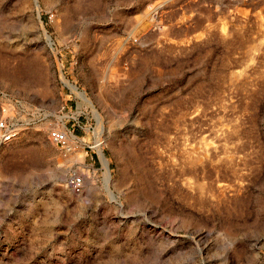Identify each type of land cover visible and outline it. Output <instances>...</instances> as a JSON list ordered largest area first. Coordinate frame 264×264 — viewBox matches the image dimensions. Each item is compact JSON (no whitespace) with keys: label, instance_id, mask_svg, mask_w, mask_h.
I'll return each mask as SVG.
<instances>
[{"label":"rangeland","instance_id":"374dc122","mask_svg":"<svg viewBox=\"0 0 264 264\" xmlns=\"http://www.w3.org/2000/svg\"><path fill=\"white\" fill-rule=\"evenodd\" d=\"M7 110L0 264H264V0H0Z\"/></svg>","mask_w":264,"mask_h":264},{"label":"built area","instance_id":"2783aa9c","mask_svg":"<svg viewBox=\"0 0 264 264\" xmlns=\"http://www.w3.org/2000/svg\"><path fill=\"white\" fill-rule=\"evenodd\" d=\"M8 111V110H7ZM6 111L4 110L3 113ZM20 128L15 121V118L9 114L4 115L0 119V146L14 143L20 137ZM72 138L78 140V136L71 134L68 131H61L59 129L49 130V139L63 151L71 150L76 147V143ZM67 186L76 194H81L85 187L84 177L78 171H72Z\"/></svg>","mask_w":264,"mask_h":264},{"label":"bare ground","instance_id":"6f19581e","mask_svg":"<svg viewBox=\"0 0 264 264\" xmlns=\"http://www.w3.org/2000/svg\"><path fill=\"white\" fill-rule=\"evenodd\" d=\"M64 81H65V80H64ZM65 83H66L67 85H69L73 90H75V88L72 87L67 81H65Z\"/></svg>","mask_w":264,"mask_h":264},{"label":"crops","instance_id":"0c3cea01","mask_svg":"<svg viewBox=\"0 0 264 264\" xmlns=\"http://www.w3.org/2000/svg\"><path fill=\"white\" fill-rule=\"evenodd\" d=\"M72 132L75 133V132H77V130H73ZM78 132H79V131H78Z\"/></svg>","mask_w":264,"mask_h":264}]
</instances>
